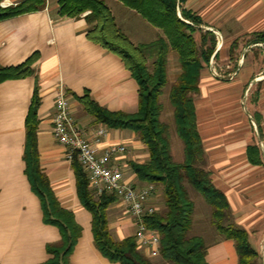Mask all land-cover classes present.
<instances>
[{
	"label": "crops",
	"instance_id": "1",
	"mask_svg": "<svg viewBox=\"0 0 264 264\" xmlns=\"http://www.w3.org/2000/svg\"><path fill=\"white\" fill-rule=\"evenodd\" d=\"M20 1L2 0L1 5ZM105 2L132 43H148L163 35L120 0ZM181 7L201 19L200 30L194 34L197 40L200 32L216 36L211 55L215 64L210 57L204 65L194 98L205 167L228 200L226 223L246 232L258 253L255 264H264V39L254 35L264 33V0H187ZM58 11V0H46L43 9L0 20V65L15 66L35 52L38 55L32 75L0 82V264H44L50 258L47 244L61 237L58 227L44 222L41 199L32 189L23 159L25 120L37 83L40 167L60 204L72 210L82 226L71 263L120 264L111 262L95 246L92 215L78 197L66 147L53 135V115L56 94L64 88L71 114L85 135L92 137L103 125L94 122L77 96L88 91L109 110L133 113L138 109L139 84L121 57L87 37L88 11L78 17L60 16ZM107 130L99 148L127 145L121 160L126 165V178L141 184L129 162L148 159L145 144L134 132H125L129 129ZM170 146L174 159L171 139ZM252 146L259 149L258 163L249 159L248 148ZM184 159L185 152L184 158L174 160ZM160 195L158 190L153 198L159 208ZM107 215L115 239L135 234V222L122 201L112 203ZM210 239L206 254L209 264H239L234 238L215 226ZM159 257L150 258L154 262Z\"/></svg>",
	"mask_w": 264,
	"mask_h": 264
},
{
	"label": "trees",
	"instance_id": "2",
	"mask_svg": "<svg viewBox=\"0 0 264 264\" xmlns=\"http://www.w3.org/2000/svg\"><path fill=\"white\" fill-rule=\"evenodd\" d=\"M0 20L43 9L46 0H22L2 6ZM127 7L140 13L163 35L158 39L134 44L117 26L105 0H58L59 15L78 17L85 15L90 28L87 37L107 50L117 54L139 84V103L136 112L112 111L100 105L86 91L77 96L85 111L94 117L96 124L108 129H129L145 144L149 157L143 162L130 161L129 165L141 183H153L163 196V206L147 214V226L160 235L159 255L167 264H209L207 244L202 235H190L195 203L187 183L202 194L212 207V222L219 231L236 241L239 264H255L258 253L248 242L244 230L226 223L229 203L225 194L215 187L206 169L205 151L198 130L195 95L199 92V79L205 64L209 63L216 46L214 33L200 30L201 19L182 8L187 0H120ZM180 10V15L178 13ZM264 39V33L254 34ZM234 49V46H233ZM171 51L177 54L180 72L170 90L174 107V120L179 136L184 142L185 159H173L168 124L161 119L163 105L160 97L168 82V60ZM33 53L15 66L0 65V82L21 78L34 73L37 60ZM40 105L38 83L26 116V139L23 159L26 174L33 191L41 199L44 222L55 225L60 239L47 244L50 258L44 264H72L71 254L82 234L72 210L63 207L54 194L47 176L40 167L37 142L38 108ZM249 159L258 163L259 149L248 148ZM72 167L76 175V189L81 204L92 215V234L95 246L111 262L120 264H156L136 242L134 235L115 239L108 225V207L118 200L116 194L105 192L94 196L88 175L75 157Z\"/></svg>",
	"mask_w": 264,
	"mask_h": 264
},
{
	"label": "built area",
	"instance_id": "3",
	"mask_svg": "<svg viewBox=\"0 0 264 264\" xmlns=\"http://www.w3.org/2000/svg\"><path fill=\"white\" fill-rule=\"evenodd\" d=\"M210 62L215 64L213 57ZM229 74L233 75L232 72ZM107 134V128L101 126L92 137L85 135L82 126L71 114L66 90H58L53 115V135L66 147V158L72 162L76 157L81 163L94 196L98 197L105 192L116 194L135 222L134 236L138 247L146 250L150 257L158 256L160 235L156 229L148 227L145 221L147 214L159 209L153 201L156 186L153 183L138 184L126 178V165L121 160L127 153V145L115 143L100 149V138Z\"/></svg>",
	"mask_w": 264,
	"mask_h": 264
},
{
	"label": "rangeland",
	"instance_id": "4",
	"mask_svg": "<svg viewBox=\"0 0 264 264\" xmlns=\"http://www.w3.org/2000/svg\"><path fill=\"white\" fill-rule=\"evenodd\" d=\"M179 72H180V64L178 62L177 54L175 51H171L169 55V60H168V82L166 86L163 88V94L160 97V102L163 105L161 119L169 126L170 139H171V144H172V153L174 155L175 160L184 158V152H185L184 142L178 134L175 120H174V107L169 97L170 90L173 84L175 83ZM125 132L132 134L131 132L133 131L126 130ZM186 185L190 192L191 198L195 203V211L193 214V224L189 231V234L190 235H202L206 241V244H208V242L211 241L210 239L211 231L214 230L215 228V225L213 224L212 217H211L212 207L206 202V200L204 199V197L202 196L200 192H198L190 184L187 183ZM157 202L162 203L161 205L163 206V196L162 195L157 197ZM157 259L158 260H155L154 262L156 261H158V263L163 262L161 257ZM163 264H167V263H163Z\"/></svg>",
	"mask_w": 264,
	"mask_h": 264
}]
</instances>
